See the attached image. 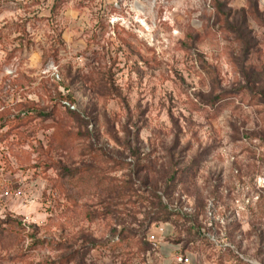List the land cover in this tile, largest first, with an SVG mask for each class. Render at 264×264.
Masks as SVG:
<instances>
[{
	"label": "rangeland",
	"instance_id": "obj_1",
	"mask_svg": "<svg viewBox=\"0 0 264 264\" xmlns=\"http://www.w3.org/2000/svg\"><path fill=\"white\" fill-rule=\"evenodd\" d=\"M161 225L264 264V0H0V264H154Z\"/></svg>",
	"mask_w": 264,
	"mask_h": 264
},
{
	"label": "crops",
	"instance_id": "obj_2",
	"mask_svg": "<svg viewBox=\"0 0 264 264\" xmlns=\"http://www.w3.org/2000/svg\"><path fill=\"white\" fill-rule=\"evenodd\" d=\"M168 230L169 228L165 227V231L163 233L159 232L158 229L151 233L155 234L159 239L158 245L153 249L154 252L152 262H155L154 264H178L175 260V256L178 253V248H182V245L166 237ZM159 234H161L160 237ZM182 251H184L187 255H190L191 261L189 264H201V262H199V257L201 254L198 251L195 253H190L188 250H184L183 248ZM202 263L208 264L206 262ZM213 264L217 263L214 262Z\"/></svg>",
	"mask_w": 264,
	"mask_h": 264
},
{
	"label": "built area",
	"instance_id": "obj_3",
	"mask_svg": "<svg viewBox=\"0 0 264 264\" xmlns=\"http://www.w3.org/2000/svg\"><path fill=\"white\" fill-rule=\"evenodd\" d=\"M75 107V106H73ZM159 232H164L165 231V227L163 225L159 226L158 228ZM149 240L155 245L157 246L159 243V239L157 238V236L155 234H150L149 235ZM175 260L178 264H189L191 261V257L190 255H187L184 251H182V248H178V253L175 256Z\"/></svg>",
	"mask_w": 264,
	"mask_h": 264
},
{
	"label": "trees",
	"instance_id": "obj_4",
	"mask_svg": "<svg viewBox=\"0 0 264 264\" xmlns=\"http://www.w3.org/2000/svg\"><path fill=\"white\" fill-rule=\"evenodd\" d=\"M162 210H159V212H161Z\"/></svg>",
	"mask_w": 264,
	"mask_h": 264
}]
</instances>
